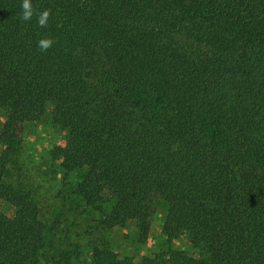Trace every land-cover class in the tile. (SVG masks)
<instances>
[{
  "label": "trees",
  "instance_id": "trees-1",
  "mask_svg": "<svg viewBox=\"0 0 264 264\" xmlns=\"http://www.w3.org/2000/svg\"><path fill=\"white\" fill-rule=\"evenodd\" d=\"M31 2L51 10L46 28L0 0V198L16 208L0 210V264H264V0ZM44 117L65 132L50 157L78 175L95 230L135 219L144 243L165 204V241L193 252L137 261L95 242L83 259L10 178Z\"/></svg>",
  "mask_w": 264,
  "mask_h": 264
},
{
  "label": "rangeland",
  "instance_id": "rangeland-1",
  "mask_svg": "<svg viewBox=\"0 0 264 264\" xmlns=\"http://www.w3.org/2000/svg\"><path fill=\"white\" fill-rule=\"evenodd\" d=\"M64 135L62 127L52 124L48 117L28 124L24 133L22 151L17 161L9 165L10 178L25 181L34 189L37 199L43 205L46 219L56 220L57 232H70L71 236L81 244L80 253L83 259L90 258L91 243L95 242L108 245L120 256H131L137 261L144 255L155 254L170 246L193 252L186 236L170 244L165 241L163 237L167 215L165 204L160 205L149 237L144 243L139 241L135 219H131L126 225H117L105 230L106 233L95 230L100 219L98 211L92 208L84 211L80 197L73 193V184L79 179L78 175L73 173L70 177H65L58 163L50 157V151L63 141ZM0 210L11 217L16 213L15 206L1 198Z\"/></svg>",
  "mask_w": 264,
  "mask_h": 264
},
{
  "label": "clouds",
  "instance_id": "clouds-1",
  "mask_svg": "<svg viewBox=\"0 0 264 264\" xmlns=\"http://www.w3.org/2000/svg\"><path fill=\"white\" fill-rule=\"evenodd\" d=\"M50 14H51L50 9H44L42 11H37L33 7L31 0H22L21 13H20V18L22 21H25V22L31 21V19L35 15L39 27L46 28L48 26ZM54 43H55V40L53 38L44 37L38 41V48L41 51L46 52L48 49H50L53 46Z\"/></svg>",
  "mask_w": 264,
  "mask_h": 264
},
{
  "label": "crops",
  "instance_id": "crops-1",
  "mask_svg": "<svg viewBox=\"0 0 264 264\" xmlns=\"http://www.w3.org/2000/svg\"><path fill=\"white\" fill-rule=\"evenodd\" d=\"M2 127H3V122L0 119V131H1ZM3 148H4V144L0 141V154H1L2 150H3Z\"/></svg>",
  "mask_w": 264,
  "mask_h": 264
}]
</instances>
